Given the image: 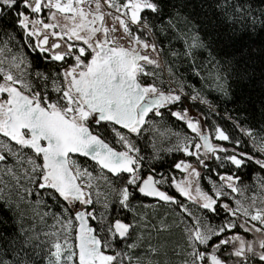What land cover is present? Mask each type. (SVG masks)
<instances>
[{"label": "snow or ice", "instance_id": "1", "mask_svg": "<svg viewBox=\"0 0 264 264\" xmlns=\"http://www.w3.org/2000/svg\"><path fill=\"white\" fill-rule=\"evenodd\" d=\"M185 7L186 0H0V162L14 181H0V201L25 209L17 236L0 242V264H36L33 255L45 249V264H165L158 258L169 250L178 264H264V198L244 197L248 186L234 172L249 161L264 172V126L227 112L230 124L211 120L216 106L194 86L185 91L171 66L168 81L158 79L160 37L169 31L193 62L208 48ZM216 7L258 22L251 5ZM214 84L227 96L224 77ZM189 102L208 111L190 113ZM171 118L191 133L164 124L166 151L192 158H173L179 179L157 170L161 150L142 155L137 146L145 128ZM249 142L254 151L242 150ZM209 162L216 179L205 187ZM146 197L155 203L145 205ZM138 208L166 214L153 223ZM37 218H51L50 230L25 227ZM173 232L181 239L169 249Z\"/></svg>", "mask_w": 264, "mask_h": 264}, {"label": "trees", "instance_id": "2", "mask_svg": "<svg viewBox=\"0 0 264 264\" xmlns=\"http://www.w3.org/2000/svg\"><path fill=\"white\" fill-rule=\"evenodd\" d=\"M220 2L222 3L223 0ZM229 2L233 5H251L258 22L252 24L247 18H242V14L234 13L231 7L226 12L222 11L216 7V0H186L184 14L190 18H196L208 48L198 51L193 62L192 57L184 56L183 40L175 31H169L166 36L160 37L163 41L164 58L177 77L182 78L184 83H191L199 89L201 95L206 96L216 106V112L219 115L209 113L211 120L230 124L231 122L225 118V112H227L233 117L246 119L259 130L261 126H264V24L259 23V20L264 19V16L261 15V12L264 11V0H229ZM0 39H6L2 28H0ZM17 39H20L19 35ZM172 52L177 55L173 56ZM29 53L31 58L43 67V62L36 59L37 54L30 50ZM217 72L226 79L227 96L215 87L208 85L209 89H207L205 85L208 82L206 80H209L207 74L211 75ZM189 108L194 112L208 111L205 105H199L197 108L191 102H189ZM168 121H170L168 125L182 128L175 118L168 119ZM241 149L254 151L250 142L241 145ZM144 154H151V149L148 147ZM180 155L183 156V154L176 153L162 154L161 160L157 162L158 169L169 172L173 158H181ZM80 160L94 165L86 159L80 158ZM209 163L212 171L205 170V175L216 176L214 171L216 163ZM234 172H237L241 177V183L250 188L255 186L257 181L261 182V177H264V172L254 161H249ZM202 183L204 185V181ZM223 215L224 213H221V216ZM158 219L155 218V220ZM219 219V217L214 218L217 221ZM17 221L14 209L0 201V242H3L4 238L17 236L19 231ZM249 236L251 237V234ZM169 240V249L180 241V239H173L172 236L169 237ZM32 258L36 264H45V258L41 255H33ZM160 258H167L168 261L171 260L175 264H178L179 261L177 255H174L170 250L167 256Z\"/></svg>", "mask_w": 264, "mask_h": 264}, {"label": "rangeland", "instance_id": "3", "mask_svg": "<svg viewBox=\"0 0 264 264\" xmlns=\"http://www.w3.org/2000/svg\"><path fill=\"white\" fill-rule=\"evenodd\" d=\"M164 57H165V54L160 58L161 68L157 69L156 71L162 74L158 79H161V80H163L166 83L168 81V79H169V67H168L167 62H166ZM217 74L220 75V73H218V72L214 73V74H211V75H210V73L207 74V77H209L208 78L209 80H206V82L208 81L207 84H205L207 89H209L208 85H209V87H215L214 78H215V76ZM210 83H212V84H210ZM184 85H185V91H189V87L188 86H193V85H191V83H184ZM195 89L199 91V89H197V88H195ZM191 112H194V111H192L191 108H190V113ZM166 121L162 122V124H161V126L159 128H153V129L145 128L142 131V133H141V135L139 137V141L141 143V146L138 144L139 141H137V146L141 148V154L142 155H145L144 152L146 151V149L148 147L151 149V153L154 151V148H155L156 150H161V152H160L161 155L162 154L164 155L165 153L173 154V153H169V152L166 151V149L168 147H170L171 145L167 142V129L164 127V124H167V128H169V129H171L173 131H178L180 133L187 132V133L191 134L190 130L186 129V127L183 124V122L175 120V121L179 122L182 125V128L180 129V128H175L176 126H174V125H171V124L168 125L170 123V121H168V119H166ZM147 133H150V134H147ZM142 139H144V140H142ZM250 143H251V145L253 147L252 142H250ZM176 154H183V153L182 152H176ZM180 157L182 159H184V158L189 159V160L192 159L191 157H185V154H183V156L180 155ZM80 161H81V163L87 165L89 168H91L93 166L92 164H90V163H88L86 161H82V160H80ZM7 163H8V165H13L15 163V161L12 158H9ZM170 171L173 172V174H175L178 179L181 178V174H180L179 170L170 169ZM215 179H216V176H213V175L209 176L208 174L205 175V170H202L201 183L204 181V186L205 187L209 186L210 180H215ZM0 181L8 183L9 186H11V184L14 183V181L12 180V177L5 171V164L3 162H0ZM95 183H96V181L93 180V184H95ZM260 183H261L260 181H257L255 186H252L251 188L248 187L247 190L243 192V196L244 197L256 196L258 201H259V199L264 198V188L260 187ZM242 185H244V184H242ZM3 186H4L3 183H0V188H2ZM99 191H101V192L104 191V182L102 180L100 181ZM232 195L235 198H241V194H239V193H233ZM49 203H51V201H49ZM13 205H14V202H13ZM11 208L14 209V211L16 212L17 218L19 220V213L25 210L24 207L22 206L20 209H16L14 206H12ZM138 211L140 212L141 215H144L146 217V219L152 221L153 223L156 222L155 218H160V216H161V215H158L155 212H153V210L151 208L141 209V210H138ZM164 214H165V211H164V213L162 215H164ZM214 222H219V221L214 220ZM52 223H53V220L51 218H46L44 223H42L37 218L35 220H31L30 223L25 224V227H33L34 226L35 231L37 233H42V232L49 231L50 230L49 226L52 225ZM171 236L173 237V239H181L179 232H173L171 234ZM248 238L251 239L252 237L248 236ZM129 242H131V241H129ZM154 242H155V232L153 231V243ZM39 251H41V250L39 249ZM45 251H46V249L41 251V254H40L44 258H45V255H44ZM139 251L141 253L146 251V246L141 248ZM158 259L164 261L165 264H167V261H168L167 258L161 259L159 257ZM178 259H179V257H178Z\"/></svg>", "mask_w": 264, "mask_h": 264}, {"label": "flooded vegetation", "instance_id": "4", "mask_svg": "<svg viewBox=\"0 0 264 264\" xmlns=\"http://www.w3.org/2000/svg\"><path fill=\"white\" fill-rule=\"evenodd\" d=\"M29 51V50H28ZM142 133V132H141ZM138 141H139V139H138ZM140 146H141V143H140V141H139V143H138ZM119 150V149H118ZM159 172H164V173H167L168 171L167 170H162V169H157ZM143 199V203L145 204V205H149V204H154L155 203V200L153 199V198H149V197H146V198H142ZM138 210H141V209H139L138 208ZM164 211H165V214H166V209H164V208H160V209H158V211L157 212H155L156 214H158V215H162L163 213H164ZM220 218V217H219ZM128 219L130 220L131 219V214H128Z\"/></svg>", "mask_w": 264, "mask_h": 264}, {"label": "water", "instance_id": "5", "mask_svg": "<svg viewBox=\"0 0 264 264\" xmlns=\"http://www.w3.org/2000/svg\"><path fill=\"white\" fill-rule=\"evenodd\" d=\"M82 159H86V160H88V161H90V162H92V163H94L93 161H91V159L90 158H87V157H81ZM149 198H151V197H149ZM154 199V198H153Z\"/></svg>", "mask_w": 264, "mask_h": 264}]
</instances>
